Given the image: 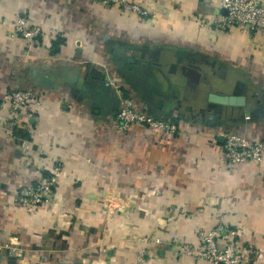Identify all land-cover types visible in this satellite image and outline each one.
Here are the masks:
<instances>
[{
    "label": "crops",
    "instance_id": "obj_1",
    "mask_svg": "<svg viewBox=\"0 0 264 264\" xmlns=\"http://www.w3.org/2000/svg\"><path fill=\"white\" fill-rule=\"evenodd\" d=\"M130 1L146 15L96 0H0V244L14 249L0 264H204L179 246L219 222L239 231L244 264H264V160L222 159L227 130L264 142L262 36L214 29L218 0ZM17 14L42 28L36 43L11 35ZM23 88L38 103L15 126L1 94ZM127 96L178 130L116 132ZM57 164L53 202L29 215L17 190ZM108 196L124 210L109 217Z\"/></svg>",
    "mask_w": 264,
    "mask_h": 264
},
{
    "label": "built area",
    "instance_id": "obj_2",
    "mask_svg": "<svg viewBox=\"0 0 264 264\" xmlns=\"http://www.w3.org/2000/svg\"><path fill=\"white\" fill-rule=\"evenodd\" d=\"M96 2L104 6H119L125 12H135L140 16L146 15L145 10L130 0H96ZM218 5L225 13L210 22L214 29L237 27L247 35L260 34L264 42V0H218ZM11 35L34 44L44 32L40 26L28 24L22 15L17 14ZM1 100L7 104L9 122L15 126L18 125L20 116L30 118L32 107L38 103L36 93L30 88L8 90L1 94ZM135 125L170 133L178 130L171 120L156 118L137 109L131 97H121L120 106L113 117V128L123 134ZM222 159L231 169L248 162L260 165L264 160V142L251 140L233 130H227L223 133ZM60 171L57 164L45 178L35 184L20 187L16 193L17 205L29 215H33L40 206L53 202V190ZM115 199L113 196H108L107 201L113 204ZM120 206L124 207L123 204ZM239 236L236 228L227 227L219 222L210 229L197 232V245L180 244L179 252L203 261L204 264H244L246 255L239 248ZM148 238L143 237L141 241L146 243ZM154 241L159 242L158 239ZM10 249L14 250L9 244H0V255L4 257L6 251ZM140 253V257H143V250Z\"/></svg>",
    "mask_w": 264,
    "mask_h": 264
},
{
    "label": "water",
    "instance_id": "obj_3",
    "mask_svg": "<svg viewBox=\"0 0 264 264\" xmlns=\"http://www.w3.org/2000/svg\"><path fill=\"white\" fill-rule=\"evenodd\" d=\"M224 11V10H223ZM225 12V11H224ZM104 85L106 87H108L106 85V83H104ZM244 96H223V97H218V98H215L214 96H211L209 97V100L210 101H213V102H218V103H221V104H229V105H236V106H241L244 104ZM153 115L156 117V118H161V115L158 114V113H153ZM4 256H8L7 253H5ZM2 258V256L0 255V259Z\"/></svg>",
    "mask_w": 264,
    "mask_h": 264
},
{
    "label": "rangeland",
    "instance_id": "obj_4",
    "mask_svg": "<svg viewBox=\"0 0 264 264\" xmlns=\"http://www.w3.org/2000/svg\"><path fill=\"white\" fill-rule=\"evenodd\" d=\"M107 198L104 199L102 206L107 211L109 217L115 214V212H119V210H124V207L119 206L118 203L116 204L115 200L113 204H109Z\"/></svg>",
    "mask_w": 264,
    "mask_h": 264
}]
</instances>
